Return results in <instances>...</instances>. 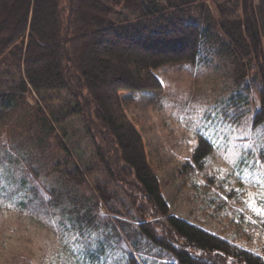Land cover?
I'll return each instance as SVG.
<instances>
[{"label":"rangeland","instance_id":"obj_1","mask_svg":"<svg viewBox=\"0 0 264 264\" xmlns=\"http://www.w3.org/2000/svg\"><path fill=\"white\" fill-rule=\"evenodd\" d=\"M233 3L197 0L188 9L190 19L203 21L205 27L210 21L218 25L212 28L214 36L202 42L198 59L161 67L157 75L162 90L122 93L121 98L144 138L159 180L171 182L162 186L171 213L210 232L239 238L242 246L258 252L264 246V231L258 230L264 220V122L256 123L255 117L263 84L252 52L223 29ZM255 3L264 5L263 0ZM236 16H240V6ZM240 23L244 25L242 19ZM22 49L18 42L0 59V264H126L131 258L139 264H176L152 243H146V252L138 251L129 222L115 221L114 214L106 218L99 193L81 181L79 188L77 182L68 188L58 169L45 171L43 187H59L69 198L75 188L82 206L64 197L63 204L52 209L46 205L50 199L45 190L36 194L33 104L38 97L25 88ZM10 94L17 97L12 99ZM65 98L39 96L52 119L66 112ZM57 127L83 166L92 154L80 118ZM201 139L212 146L204 167L180 176ZM174 177L178 178L174 181ZM116 191L110 189L112 194ZM121 198L130 210L129 202ZM88 217L101 237L91 230L94 237L87 233L83 221L87 223ZM251 233L255 234L250 243Z\"/></svg>","mask_w":264,"mask_h":264},{"label":"trees","instance_id":"obj_2","mask_svg":"<svg viewBox=\"0 0 264 264\" xmlns=\"http://www.w3.org/2000/svg\"><path fill=\"white\" fill-rule=\"evenodd\" d=\"M196 2L0 0V59L16 43L22 45L23 82L25 88L38 97L33 104L36 110V194L46 191L50 199L48 207L53 209L63 204L66 196L59 187L46 189L41 183L45 171L58 169L65 176L68 188H73L71 183L76 182L79 188L78 181H81L99 193L108 212L106 218L114 214L115 221L129 222L138 251L146 252V243H152L170 255L176 264H264V246L258 252L253 251L242 246L239 238L210 232L171 213L162 193V186L168 187L171 182L159 180L144 138L128 117L121 98L122 93L162 90L157 75L161 67L198 59L202 42L214 36L212 28L218 25L210 21L205 27L203 21L190 19L188 9ZM238 6L240 16H236ZM229 10L222 22L223 29L252 52L260 71L263 87L255 122L262 123L264 5L258 7L255 0H234ZM201 17L203 20V14ZM42 94L50 98L51 95L66 96V112L52 119L42 99L39 100ZM13 97L16 98V94H10V98ZM74 118H80L83 138L91 148L92 155L83 161V166L57 127ZM211 151L210 142L201 139L192 162L186 164L179 175L193 168L202 169ZM82 156L84 153L80 158ZM174 178L175 181L178 177ZM113 187L118 190L116 194L110 193ZM74 189L70 191V198L65 199L80 206L83 200ZM121 196L129 202L130 210L125 208ZM81 210L84 211L82 207ZM88 219L87 223L82 221L89 228V236L94 237L89 233L91 230L97 233L96 237H101L92 224L93 218ZM258 230L264 231V220ZM254 234L247 238L250 243ZM126 264L139 263L131 258Z\"/></svg>","mask_w":264,"mask_h":264}]
</instances>
